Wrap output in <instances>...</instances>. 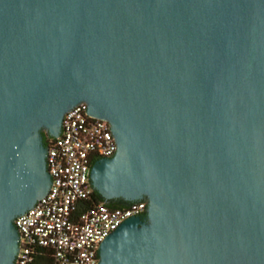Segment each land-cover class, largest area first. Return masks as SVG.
Instances as JSON below:
<instances>
[{
  "label": "water",
  "instance_id": "95a60500",
  "mask_svg": "<svg viewBox=\"0 0 264 264\" xmlns=\"http://www.w3.org/2000/svg\"><path fill=\"white\" fill-rule=\"evenodd\" d=\"M81 101L115 144L92 188L146 200L96 264H264V0H0V264Z\"/></svg>",
  "mask_w": 264,
  "mask_h": 264
},
{
  "label": "built area",
  "instance_id": "2783aa9c",
  "mask_svg": "<svg viewBox=\"0 0 264 264\" xmlns=\"http://www.w3.org/2000/svg\"><path fill=\"white\" fill-rule=\"evenodd\" d=\"M78 102L62 116L61 133L48 139L45 196L12 220L17 251L12 264H96L98 246L121 221L142 216L146 200L110 208L92 197L93 160L110 157L115 144L106 120L88 116Z\"/></svg>",
  "mask_w": 264,
  "mask_h": 264
},
{
  "label": "trees",
  "instance_id": "16d2710c",
  "mask_svg": "<svg viewBox=\"0 0 264 264\" xmlns=\"http://www.w3.org/2000/svg\"><path fill=\"white\" fill-rule=\"evenodd\" d=\"M41 136H42V140H43L44 144H46L48 139L50 138V136L46 132H42ZM94 161L95 160H93L91 164H93ZM92 197L96 201H101V202L105 203L110 208H120V207H124L130 203V201H125V200L119 198L118 200L120 201V203L118 202L117 204H110L94 189L92 191Z\"/></svg>",
  "mask_w": 264,
  "mask_h": 264
},
{
  "label": "flooded vegetation",
  "instance_id": "af4514ba",
  "mask_svg": "<svg viewBox=\"0 0 264 264\" xmlns=\"http://www.w3.org/2000/svg\"><path fill=\"white\" fill-rule=\"evenodd\" d=\"M44 129H42V130H40V134L42 133V132H44L43 131ZM119 198H112V199H106V201L108 202V203H110V204H117L118 202L120 203V201L118 200ZM143 216V215H142ZM13 263V262H12Z\"/></svg>",
  "mask_w": 264,
  "mask_h": 264
},
{
  "label": "rangeland",
  "instance_id": "374dc122",
  "mask_svg": "<svg viewBox=\"0 0 264 264\" xmlns=\"http://www.w3.org/2000/svg\"><path fill=\"white\" fill-rule=\"evenodd\" d=\"M42 129H44V128H41L40 130H42ZM43 131L46 132L45 129Z\"/></svg>",
  "mask_w": 264,
  "mask_h": 264
}]
</instances>
